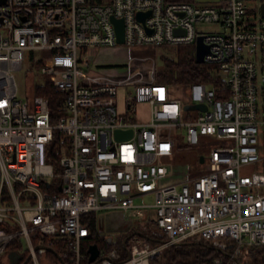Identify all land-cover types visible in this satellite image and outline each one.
Listing matches in <instances>:
<instances>
[{
	"label": "built area",
	"instance_id": "2783aa9c",
	"mask_svg": "<svg viewBox=\"0 0 264 264\" xmlns=\"http://www.w3.org/2000/svg\"><path fill=\"white\" fill-rule=\"evenodd\" d=\"M250 1L0 0V258L20 236L32 264H42L30 241L37 233L60 245L64 264H82L88 217L99 212H119L126 231L134 220L152 222L164 239L152 247L132 236L128 259L97 264H149L187 239L264 247V18ZM137 13L148 15L142 22ZM112 17L123 22L122 44ZM203 24L216 29L203 33ZM198 36L214 78L207 84H134L119 111L118 83L79 79L97 49L194 46ZM42 51L48 56L33 57ZM24 62L27 76L39 67L35 88L58 94L53 123L48 96H31L33 83L27 100L17 98ZM188 104L204 110H183ZM116 130L131 134L116 139ZM54 132L58 171L46 160ZM204 136L223 142L208 154L212 170L170 181L163 159L179 141L192 146ZM224 259L234 258L213 263Z\"/></svg>",
	"mask_w": 264,
	"mask_h": 264
},
{
	"label": "trees",
	"instance_id": "16d2710c",
	"mask_svg": "<svg viewBox=\"0 0 264 264\" xmlns=\"http://www.w3.org/2000/svg\"><path fill=\"white\" fill-rule=\"evenodd\" d=\"M167 2H188L193 3L194 0H166ZM264 3V0H261ZM169 47V46H166ZM170 48V47H169ZM173 57H162V68L154 72V82L172 85H183L189 83L202 82L204 84L209 81H214L212 74L210 73V67L206 64H197L194 60V46L180 45L172 47ZM35 95L48 96L50 118L51 122L55 121L57 114L59 113L57 105L58 94L48 85L44 88L36 87L34 89ZM58 133L54 132L52 141L46 146V160L51 163L55 171H58V160L61 154L60 146L57 142ZM176 148L179 146L177 144ZM88 230L89 236L81 244V253L83 255L82 264H89L87 248L91 244H96L100 254H108L109 250L115 246L120 253V260L126 259V251L123 248V240L131 233L133 236L147 238L152 247L161 243L164 239L161 231L152 222H148L149 226H140L137 229H128L126 232H119L115 235H99L95 230V218L94 215L88 217ZM140 233L141 236L137 235ZM221 240L229 241L226 238ZM30 241L33 247L37 245H45L48 248L53 249L56 253L60 252L59 244L49 243L46 237L34 233L30 236ZM129 241V240H128ZM128 241L126 246L128 248ZM20 236L12 238L9 244L6 246L4 253L7 251L11 255L9 264H22L27 257H29V251L24 246ZM242 249V255L235 256V259L231 264H264V247L261 246H244ZM3 253V254H4ZM35 254L42 264H55L57 260L55 256L47 250H36ZM225 250L216 246L214 240H202V239H187L180 242L162 248L153 257L149 259V264H213L215 258H224ZM70 256H68L69 258ZM27 264H32L31 260Z\"/></svg>",
	"mask_w": 264,
	"mask_h": 264
},
{
	"label": "rangeland",
	"instance_id": "374dc122",
	"mask_svg": "<svg viewBox=\"0 0 264 264\" xmlns=\"http://www.w3.org/2000/svg\"><path fill=\"white\" fill-rule=\"evenodd\" d=\"M198 2H203V4L213 5L214 1L217 0H197ZM261 0H251L249 5L250 8L258 12L259 4ZM198 30L203 33H209L215 30L214 25L203 24L197 26ZM172 47L166 46H142L126 48L123 45H118L114 48H109L105 50L100 49L89 54L88 58L91 62V67L89 69L82 68L79 71V79L86 80L89 82L90 79L87 78L86 73L92 77L94 83L103 82L105 78H111L112 82L118 83L120 87V94L118 97L119 111L122 109L120 106L123 99V90L130 91L134 84L148 83L154 80V72L162 68V57H173ZM136 50L141 53H136ZM48 53L46 51L34 52L33 57L44 58L47 57ZM39 67L33 68L29 67V74L34 72L35 75L27 76L26 62L23 63V69L15 73V80L17 84V98L19 100L28 99V87L33 83L31 89V96L34 95L35 86L42 80L39 73ZM37 71V72H36ZM33 90V91H32ZM33 93V94H32ZM176 96L181 99H185L186 95L181 90L176 92ZM144 110V109H143ZM190 115L195 116L196 112L191 111ZM223 142L213 140L207 136L201 137L198 144L187 146L181 141L178 142L179 148H174L172 155L166 159H163V164L168 168V178L170 181H177L181 178L188 176H197L200 174L208 173L212 170V166L208 161V154L212 148L222 146ZM203 156L204 162L199 163L198 157ZM145 201L142 198H137L134 200L135 203H142ZM95 218V230L99 235H115V232L109 231V224L113 223L115 220V215L112 212H99L94 215ZM149 226L147 221L134 220L131 229H137L140 226ZM22 239V238H21ZM23 241V239H22ZM216 246L225 250V258L228 255L241 256L242 249L236 248L231 241H225L221 239L214 240ZM25 249V244L23 245ZM27 248V247H26ZM106 256L111 257L114 261L119 262L120 253L117 248L113 246ZM219 259V257L215 258ZM233 259V260H234ZM11 260V255L6 251L0 258V264H9ZM233 260L229 261L224 259L223 263L231 264ZM214 264V263H213Z\"/></svg>",
	"mask_w": 264,
	"mask_h": 264
},
{
	"label": "water",
	"instance_id": "95a60500",
	"mask_svg": "<svg viewBox=\"0 0 264 264\" xmlns=\"http://www.w3.org/2000/svg\"><path fill=\"white\" fill-rule=\"evenodd\" d=\"M260 16L262 18H264V3H261L260 8ZM148 15V13H137L136 14V18L140 21L143 22L145 16ZM111 22L114 26V30H115V35H116V42L118 44H122L123 43V22L121 19L119 18H111ZM149 32V31H148ZM208 52V47L203 44L202 41V37L198 36L196 38V42L194 45V60L197 64H203L204 63V55ZM191 109H200V110H204V106H202L201 104H193V105H184L183 110H191ZM131 134V130L128 131H120V130H116L114 132L115 138L116 139H120L123 136H128ZM199 163H203V156H199L198 157ZM137 235L141 236L140 233L136 232ZM134 235V233L129 234L122 242L123 248L126 251V259H128L130 257V252L126 246V242ZM179 244V243H176ZM34 251L36 250H47L50 253H52L55 258L61 263L64 264L63 260L59 257L58 253H56L53 249L46 247L45 245H37L35 247H33ZM87 253H88V263L89 264H97L99 261H101L102 259H107L109 258L108 256H100V251L97 247L96 244H91L88 246L87 248ZM29 257L26 258V260L22 263V264H27V262L29 261Z\"/></svg>",
	"mask_w": 264,
	"mask_h": 264
},
{
	"label": "crops",
	"instance_id": "0c3cea01",
	"mask_svg": "<svg viewBox=\"0 0 264 264\" xmlns=\"http://www.w3.org/2000/svg\"><path fill=\"white\" fill-rule=\"evenodd\" d=\"M126 48H131V47H126ZM105 49H109V48H107V47L101 48L100 51L101 50H105ZM136 53H141V52L136 50ZM88 60H89V58H88ZM89 62H90V60H89ZM90 67H91V62H90ZM87 73H86V76L90 80H89V82H87L86 80L85 81L87 83H94V82H91L92 81V77H90V75H88ZM103 82H112V79L111 78H105V81H103ZM98 83H102V82H98ZM112 213L115 215V218L117 220H115L113 223L109 224L110 226H109V231L108 232H115L116 234L119 233V232H126L125 225L123 224V222L121 220V214L119 212H112Z\"/></svg>",
	"mask_w": 264,
	"mask_h": 264
}]
</instances>
